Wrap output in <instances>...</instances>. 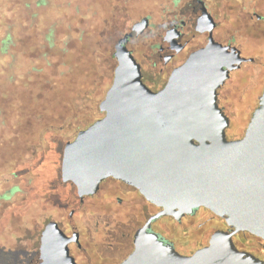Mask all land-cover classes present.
Returning <instances> with one entry per match:
<instances>
[{
    "label": "water",
    "instance_id": "water-1",
    "mask_svg": "<svg viewBox=\"0 0 264 264\" xmlns=\"http://www.w3.org/2000/svg\"><path fill=\"white\" fill-rule=\"evenodd\" d=\"M204 11L211 30L214 20ZM149 23L143 17L115 43L113 83L99 104L104 115L65 144L62 181L74 183L83 201L114 177L160 207L136 230L134 250L120 264H264L233 240L240 231L264 237V91L244 136L228 138L230 117L218 103V88L243 61L239 51L211 35L154 91L127 46L133 32L142 34ZM202 206L233 229L216 230L191 255L152 229L162 216L180 220ZM69 241L58 221H49L38 264H77Z\"/></svg>",
    "mask_w": 264,
    "mask_h": 264
},
{
    "label": "rangeland",
    "instance_id": "rangeland-1",
    "mask_svg": "<svg viewBox=\"0 0 264 264\" xmlns=\"http://www.w3.org/2000/svg\"><path fill=\"white\" fill-rule=\"evenodd\" d=\"M26 1L32 3L28 10ZM37 1L0 0V97L5 94L12 98L18 109L22 103L19 92L28 90L30 81L40 74L63 72L68 69L67 63H77L74 73L79 76L88 72L84 67L89 66L95 69L96 76L84 85L88 90L73 99V108L66 117L57 124L35 126L40 138L35 153L25 155L15 171L7 165V159L4 167H0V194L14 185L21 188L11 197L13 203H6L0 213V216L3 214L0 217V264H27L30 254L34 253L31 250L35 242V250L39 249L41 233L51 219L61 220L65 228L76 225L84 233H90L95 253L107 257L106 263L119 264L132 250L133 234L153 207L143 195L112 180L105 182L96 196L81 202L74 183L62 181L63 150L80 130L104 115L99 104L113 83L117 65L113 56L115 43L135 22L149 15L151 24L142 34L134 36L129 46L139 59L152 65L161 32L174 15L170 10L174 0H134L132 5L116 13L104 12L95 0H50L49 10L41 7L35 12L33 6ZM30 21L35 23L31 26ZM17 22H21L22 27L13 26ZM21 36L30 37L20 42L18 37ZM11 37L16 40L10 42ZM80 44L92 49L93 56H83L81 60L75 55L65 56L66 47L68 55L80 52ZM230 85L221 97L230 117L227 136L237 139L244 136L259 106L257 97L260 94L246 91L243 83L230 91ZM17 125V121L2 122L0 119V141L7 143L16 134ZM13 204L15 207L11 206ZM11 212L14 215L10 219ZM210 216L211 213L206 212L182 223L164 217L156 228L172 240L179 251L190 253L208 243L215 226H211L214 220H209ZM18 219L24 232L10 228L12 221ZM32 230L36 231V238L29 242L28 231ZM22 235H26L23 240L19 237Z\"/></svg>",
    "mask_w": 264,
    "mask_h": 264
},
{
    "label": "flooded vegetation",
    "instance_id": "flooded-vegetation-1",
    "mask_svg": "<svg viewBox=\"0 0 264 264\" xmlns=\"http://www.w3.org/2000/svg\"><path fill=\"white\" fill-rule=\"evenodd\" d=\"M133 2L134 0H95V4L105 9L104 12L106 13H116L125 6L132 5ZM50 3V0H39L35 2L33 10L36 12V9L41 7L48 8L49 10ZM172 4L173 7L170 10L174 13V15L170 16L171 20L165 25L163 32H161V37L157 42V50L154 55L155 60L152 65L149 66V64H146L144 61L139 59L134 50L129 46L130 40L136 36L134 32L133 35L130 36L127 43L128 48L133 52L134 56L141 64L142 79L147 86L154 91L163 89L168 83L174 68L183 64L192 52L206 46L209 42L210 36L212 35L216 42L229 46V50H231L232 47H236L240 56L243 58L241 64L237 68L230 71L226 81L218 88L219 105L225 111L226 105L222 102V93L227 89L229 84H231L229 87V89H231L230 91H235L242 83L243 88H246V91L260 94L257 97L259 105L260 96L264 91V0H174ZM20 6V3H18L17 7L19 11L21 10ZM31 6V1H26L25 8L28 10ZM204 10H206V12H208L214 20L215 24L211 30L208 28L206 21L202 20L201 15L205 12ZM147 16L150 20L149 24H151V17L149 15ZM143 17H145V15ZM17 23H14L13 26L19 25L22 27L21 22ZM34 23V21L28 22L31 26ZM132 26L130 31L124 33V35L132 32ZM29 37L30 36H21L18 37V39L20 42H25ZM15 40V38L11 37L9 41L12 42ZM1 41L3 43V38ZM154 71L158 74V76H156ZM108 180L121 183L123 186H127L138 194H141L134 186H131L120 179L108 177L101 182L100 188L95 194L87 195L85 198L96 196L102 189L103 184ZM120 200L121 199L119 198V201ZM80 201L83 202L82 200ZM146 201L153 207V210L148 213L145 221L138 228L143 226L151 215L160 210V207L157 205L151 203L147 199ZM206 212L211 213V216L208 217V219L214 220V224L211 225H215L213 232L216 230L231 231L233 229L224 217L215 214L212 210L204 206L199 207L193 213L186 214L180 220L169 215L162 216L152 222V229L159 233L164 239L171 242L177 249L174 242L166 238L160 230L156 228V225L158 226L160 220L164 217L174 219L182 223L187 218H193ZM73 214L74 210L71 211L70 216L72 217ZM54 220L58 221L60 227L70 238V254L75 258L77 264H109L106 263L107 257H105L102 253H95V245L94 241L91 240L92 236L90 233H84L78 229V226L76 225H71V228L67 225L68 227L65 228L64 222L57 219ZM28 234L30 235L29 242L30 239L36 238L35 230L28 231ZM247 235H249L251 239H249ZM25 236L26 235H22L19 237L23 240ZM210 237L208 238V243L201 247L209 244ZM133 239L134 234L132 237L133 248L129 254L134 250ZM233 240L240 250L250 252L261 260H264V237L255 235L248 231H240L233 235ZM40 246L38 250H35V242V246L31 250L34 251V253L30 254L27 264H38L37 255L40 250ZM195 251L190 253L179 252L191 255Z\"/></svg>",
    "mask_w": 264,
    "mask_h": 264
},
{
    "label": "trees",
    "instance_id": "trees-1",
    "mask_svg": "<svg viewBox=\"0 0 264 264\" xmlns=\"http://www.w3.org/2000/svg\"><path fill=\"white\" fill-rule=\"evenodd\" d=\"M89 45V44H88ZM80 52L71 53L67 55L68 49L64 50L65 56L82 59L83 56H93L92 49L88 50L86 45L80 44ZM68 69L58 73L53 72L50 75H38L37 78L30 81L28 90L19 92V97L22 100L18 109H15L14 100L8 98L3 94L0 97V119L5 121H17L16 134L8 139L7 143L4 140L0 141V167H4L5 160L10 169L16 170L18 162L25 158L28 153H35L37 150V142L40 140L35 126L40 124L42 126L57 124L62 118L70 113L73 99L83 91L88 90L84 85L89 84V79H95L96 71L89 66L84 67L88 72L84 71L81 76L75 74L77 68L76 64H68ZM44 76V77H43ZM99 119L97 117L95 120ZM92 121V122H93ZM14 170V171H15ZM17 174L16 172L14 173ZM20 186L14 185L5 193L0 194V213L6 206V203L12 202V196L20 191ZM13 203V202H12ZM15 207V205H11ZM14 214L11 212L10 219ZM3 214L0 216L2 217ZM54 220V219H51ZM49 220V221H51ZM48 221V222H49ZM47 222V223H48ZM11 225V221L9 222ZM11 229L19 232H24L23 225L20 219L12 221ZM46 223V224H47ZM21 234V233H20Z\"/></svg>",
    "mask_w": 264,
    "mask_h": 264
}]
</instances>
